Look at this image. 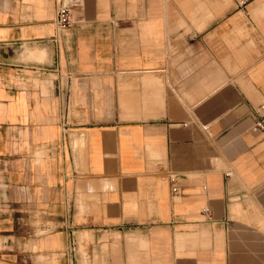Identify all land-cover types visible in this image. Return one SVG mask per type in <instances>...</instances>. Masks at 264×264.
<instances>
[{
  "label": "crops",
  "instance_id": "crops-1",
  "mask_svg": "<svg viewBox=\"0 0 264 264\" xmlns=\"http://www.w3.org/2000/svg\"><path fill=\"white\" fill-rule=\"evenodd\" d=\"M258 118L264 0H0V264H264Z\"/></svg>",
  "mask_w": 264,
  "mask_h": 264
},
{
  "label": "built area",
  "instance_id": "built-area-1",
  "mask_svg": "<svg viewBox=\"0 0 264 264\" xmlns=\"http://www.w3.org/2000/svg\"><path fill=\"white\" fill-rule=\"evenodd\" d=\"M70 23H71L70 10L65 6L60 7L57 10V14H56L57 26L61 29H65L70 25ZM260 108H263V106H261ZM254 128L258 130H264V119L258 118L257 120H255ZM172 191H176V187H173ZM204 212L209 213V210L205 208Z\"/></svg>",
  "mask_w": 264,
  "mask_h": 264
}]
</instances>
